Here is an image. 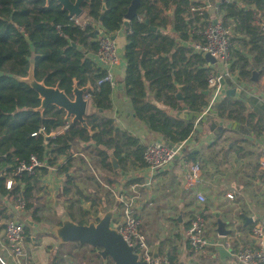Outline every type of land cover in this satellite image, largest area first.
<instances>
[{
	"label": "trees",
	"instance_id": "1",
	"mask_svg": "<svg viewBox=\"0 0 264 264\" xmlns=\"http://www.w3.org/2000/svg\"><path fill=\"white\" fill-rule=\"evenodd\" d=\"M133 1L90 0L89 4L82 5L88 21L82 27L55 0H0V221L13 219L7 206L8 199L12 198L16 204L24 200L26 213H30L34 223H41L43 208L37 204L38 184L48 168L54 167L64 176L62 197L69 204L64 209L68 217L80 225L98 222L108 209L102 206L103 197H99V192L87 193L77 182L80 178L77 174H85L82 172V168H86L85 160L69 156L79 153L78 147L93 149L95 155L88 156L90 163L118 176L109 177L108 183H119L124 176L121 172L129 165L146 168L144 144L131 132L115 126V120L109 116L113 109V88L108 84L96 85L103 76L95 61L98 38L117 34L124 27ZM104 3L106 11L101 22ZM206 6L201 0H140L137 14L126 29L123 47L126 73L122 87L131 115L165 143L197 142L204 120L198 122V130L194 129V124L211 102L209 79L216 70L195 50L196 45L205 42L204 30L213 19L212 12L200 10ZM218 7V16L226 26L232 27L229 76L253 87L256 84L254 72H264V29L256 23L257 16L264 17V0H222ZM100 24L101 34L98 27L94 28ZM31 69L36 80L48 87L59 86L67 95H71L75 84L79 88L91 87L93 111L87 116L90 130L67 121L65 112L55 106L39 111V95L23 82ZM242 91L238 98L223 95L213 105L210 113L213 123L218 118L243 124L251 130L255 140H260L264 137V102L255 98L246 100ZM35 133L37 135L33 136ZM49 134L54 137L46 141L45 135ZM31 156H36L44 166L37 168L33 177L25 174L14 177L18 163L28 161ZM111 156L117 160L121 172L113 171ZM63 159L65 162L61 163ZM180 159L199 162L203 168V156L188 147L175 161ZM253 171L264 183L259 163ZM11 177L17 183L8 190L6 182ZM82 203L90 204V209L83 210ZM78 205L81 207H76ZM173 209L178 213L168 221L176 229L182 225L187 230L194 212H189V221L180 223L178 217L183 209ZM198 209L206 223L214 221L211 224L216 232L217 224L210 213L213 207L205 203ZM230 212L223 210L226 217ZM255 212L243 206L237 214L241 223L230 219L228 228L234 229L227 238L233 251L246 248L251 242L255 223L244 226L243 217L253 216ZM76 215H80L79 220ZM30 227L25 223V241H31ZM240 232L247 235L243 245L235 237ZM64 246L88 250L87 264L93 263V256L98 261L96 251L88 245L69 243L60 248ZM183 247L191 248L176 230L161 242L159 254L173 264H180L179 251ZM213 252L217 254L219 250ZM73 253L69 251L64 256L57 253L51 264H77L78 257Z\"/></svg>",
	"mask_w": 264,
	"mask_h": 264
},
{
	"label": "crops",
	"instance_id": "2",
	"mask_svg": "<svg viewBox=\"0 0 264 264\" xmlns=\"http://www.w3.org/2000/svg\"><path fill=\"white\" fill-rule=\"evenodd\" d=\"M201 1H203L204 4L212 6V8H208L207 10L212 12V18H216L218 16V5L222 0ZM126 29L127 27L124 26L116 34L115 41L118 46L120 64L113 69L115 87L113 88V94L111 96L113 109L109 114L113 115L115 126L131 132L133 135L137 136L145 146L148 143L159 141L161 139L153 135L144 124L138 122L137 119L131 115L132 111L125 97L122 82L125 79L126 73V63L123 58V47L126 43ZM214 69L218 72L221 70V67L216 64L214 65ZM235 80V78L226 79L224 89L238 88L239 91L235 94L236 98L240 96L241 91L243 90L242 92L245 93L246 96L244 97L246 100L255 98L264 102V72H254V80L256 81V84L253 85V87L245 86ZM222 96L223 95H221V97ZM91 109L93 110V105H91ZM212 117L213 116L210 114L208 118L203 119L204 124L199 128V140L195 143L190 141L187 146L189 150L203 156V168L202 166L201 168L204 182L200 191L205 195L207 199L206 203H209V206L214 209L210 213L220 211L221 218L225 222L230 223V219H232V221L240 224L242 220L237 214L244 206L247 211L251 213L254 209L256 211L253 216L246 215L247 217L256 218L257 221L260 219L264 221V183H261L258 175L254 172L255 170L253 171V168L259 163L260 150L264 145V142H262L261 139L255 140L251 130L243 124L218 118L215 120V123H213ZM177 160H179V158L176 159V161ZM176 161H174L169 169L157 174L152 173L148 168L131 167V171L134 172L133 175L130 174V177L138 178L139 180L141 179V181H145L146 179L150 180L152 185L143 190L144 195L146 198L153 200V203L157 200V197L160 200L162 199L161 196L166 198V205L164 203L165 208L168 209L167 211L165 210L166 213L170 212V207L172 209L173 207L183 209V212L181 211L182 214L179 215L181 218L180 223H182L183 221H189V212L197 211L202 204L196 200L195 191L193 189L187 190L185 188L182 159H180L179 162ZM118 170L119 168L117 171ZM59 175V173H50L47 176L44 175L40 181V187L37 192V202L41 204L40 206H42V204L43 206H46L45 209L47 213L50 211L56 213L59 211L62 213L65 209V206H63L64 208H60V204L63 205L62 200L64 199L62 197V177ZM122 179H128V177L123 176ZM163 191H165V193L161 195ZM229 194H232V196L229 197ZM51 202H54V205L49 207L48 204ZM7 206L9 212L13 215V219L20 220L27 216L23 222L28 223L31 226V241L25 242V245H33L32 247H30L31 245L29 247L26 246V256L28 253L31 254V256L28 255L30 257L28 258V264H51L53 256L58 249H55V247L60 246L58 245L57 239L51 236L50 228L47 226L46 220L39 224L34 223L31 219L32 217L30 213H26V211L19 212L17 210V204L12 198L8 199ZM217 208H220L221 210H218ZM222 209H228L231 210V212L226 217V215L223 214ZM214 220L216 221L215 218ZM243 220H245L244 217ZM5 221L6 220L0 221V258L5 260L8 264H15L3 232ZM213 222L214 221L211 219L206 223V238L211 242L221 240L229 241L227 237L222 238L218 236L211 224ZM243 225L245 226V223ZM228 229L233 230L234 227H229ZM176 230L181 232L182 239L186 242V230L183 229L182 225L177 229L174 228L168 233V236L170 235L171 237ZM142 232L144 233L143 230ZM246 236L247 235L242 232L236 233L235 235L241 245L245 244ZM146 238L153 249L156 246L158 247V255H160V240L151 243L148 236H146ZM250 240L251 242H248L246 245L248 247H252L254 244L252 237ZM240 249L243 248L240 247L239 250ZM213 251L214 248L209 247L205 249V251L195 254L191 248L183 247L182 250L179 251L181 258L180 264H234L229 252V255L226 254L225 256H221L219 252L216 254ZM52 252L54 253L52 254Z\"/></svg>",
	"mask_w": 264,
	"mask_h": 264
},
{
	"label": "built area",
	"instance_id": "3",
	"mask_svg": "<svg viewBox=\"0 0 264 264\" xmlns=\"http://www.w3.org/2000/svg\"><path fill=\"white\" fill-rule=\"evenodd\" d=\"M208 8H212V6L207 5L205 8H200V10ZM73 19L82 27L88 24L86 18L83 20L81 18ZM256 23L264 29V17L257 16ZM58 29L60 30V27ZM204 37L205 42L196 45L195 50L202 55L210 54L216 58L221 70L216 71L209 79V89L212 91L211 102L196 120L194 124V129L196 130H198V122L210 116L213 105L223 95L222 91L224 90V86L221 82L229 78L232 79L228 73L230 53L232 50V27L226 26L221 17L217 16L206 26ZM95 61L97 67L103 73V76L98 79L96 85L102 86L108 84L114 88L115 80L113 69L120 64V57L117 43L110 35L104 34L98 38V51L95 54ZM36 135V133L33 134V136ZM189 142L185 140L178 144H169L159 140L148 143L145 145L143 153V161L146 168L156 174L169 169L176 160V157L180 158L182 156ZM80 155L79 153H72L69 157L77 158ZM43 166L44 163L42 161L36 156H31L28 161H20L18 163L13 176L20 177L25 174L28 177H33L36 169ZM182 166L184 168L185 188L195 191V198L200 204L206 203L207 199L203 192L200 191L204 182L200 163L182 159ZM48 169L53 171V173H57L56 168ZM259 169L264 172V145L260 150ZM137 179L133 177L128 178L127 180L129 182L127 186L123 183L113 185L115 186L116 194L113 195L115 209L113 210L111 227L118 229L119 234L126 244L134 247V251L139 254L140 260L145 262V264H173L164 255L154 256V249L150 246L146 236L142 232L141 215L139 213L142 209L152 206L153 202L149 201L151 199L146 198L143 191L147 187H150L151 181L146 179L141 182ZM16 183L13 177L9 178L6 182V189H12ZM228 196L231 197L232 194ZM16 208L19 212H24L26 208L25 201L22 199L19 200ZM253 219V223H255L251 235L254 240L253 246L240 249L236 252L233 251L232 245L228 240L211 242L206 238V220L199 209L194 212V218L191 220L190 227L185 231V238L195 254L212 247L217 250H227L234 264H264V221H257L256 218ZM3 232L15 264H28L29 261L26 259L25 252L24 225L17 219L6 220L4 222ZM0 264L8 263L0 258Z\"/></svg>",
	"mask_w": 264,
	"mask_h": 264
},
{
	"label": "water",
	"instance_id": "4",
	"mask_svg": "<svg viewBox=\"0 0 264 264\" xmlns=\"http://www.w3.org/2000/svg\"><path fill=\"white\" fill-rule=\"evenodd\" d=\"M51 1V0H50ZM62 7V10L67 12L71 18H80L84 14L82 8L83 4H89L90 0H55ZM140 0H134L127 15L125 16L124 26L128 27L129 23L136 16L137 6ZM106 11V5H103V13L101 16V22L104 19V14ZM146 24H149L146 21ZM99 28L100 34L102 33V25H96L94 28ZM153 30H156L153 28ZM112 39H116V34H110ZM205 60L210 65H216L218 63L217 59L210 54L204 55ZM23 82L27 84L31 89H33L41 100V106L39 111H44L49 106H55L65 112V119L71 123H79L85 129L90 130L87 124V116L89 113V107L92 105L91 98H89L91 87L87 86L84 88H79L76 84L71 95H67L62 91L59 86L48 87L44 82L36 80L34 76L33 69L29 71ZM222 85H225L223 80ZM239 89H224L222 91L223 95L235 96ZM180 97V94L178 95ZM46 141H49L54 134L45 135ZM264 142V137L261 138ZM179 157H176L178 159ZM111 161L113 165V170L118 169L117 160L111 156ZM212 216L216 219V232L219 237L225 238L232 234V230L228 229V223L221 218V212L215 211ZM113 217V211L108 210L100 218L98 222L89 221L85 225H80L72 221L68 216H64L61 219L60 225H55L50 229V234L57 239L58 245L62 246L69 243H79L80 245H88L94 249L97 255V259L101 261L100 264H145V262L140 260L139 254L134 251V247L126 244L118 229L111 227ZM245 226L252 224L254 219L252 217L244 216ZM179 221L181 218L179 217ZM1 226V224H0ZM154 256H158V247L154 248ZM221 256L229 255L227 250H219ZM98 260V261H99Z\"/></svg>",
	"mask_w": 264,
	"mask_h": 264
},
{
	"label": "rangeland",
	"instance_id": "5",
	"mask_svg": "<svg viewBox=\"0 0 264 264\" xmlns=\"http://www.w3.org/2000/svg\"><path fill=\"white\" fill-rule=\"evenodd\" d=\"M80 18L83 20V18H86V17L83 14ZM91 111H93V110L91 109V106H90L89 113H91ZM109 116L114 119L113 115H109ZM83 148H85V146L84 147L83 146L82 147H78L76 149V150H79V154H81L80 157H83V159L85 160L84 161L85 165H86V168H82V172L84 171L85 174L84 175L81 174V173L77 174L80 177L77 182L79 183L81 188L83 187L86 191H88L87 193H89L90 191H93V192L96 191L97 193L99 192V197L100 198L103 197L101 199L102 206H104L108 210H112L113 211L115 209L114 201H113V195L116 194L115 193V191H116L115 190V186H113V185L116 184L117 182L108 183L107 180L109 179V177L116 179V178H118V176L115 175L114 172L113 173H109L107 171L105 172L103 169H101V167L98 164L97 165L96 164L95 165L91 164L88 156H89V154L94 156L95 153H94L93 149H89V148L86 147V150H83ZM64 162H65V159H63V161H61V163H64ZM77 167L79 168V165ZM131 167L132 166L129 165V167L126 169L125 172H121L120 170L119 171L122 174L124 173V176L130 178V174L133 175V172H134V171H131ZM49 168H54V167H49ZM50 173L53 174V171L48 169V173L46 174V176L49 175ZM57 174H58V172H57ZM88 176L91 177V178L88 179ZM60 177H62L61 178V182H62L61 186L63 188L64 182H65L64 176L61 175ZM128 182L129 181L127 179L123 180L121 178L119 183H123L124 185L127 186ZM39 185H40V183L38 184V190H39V187H40ZM151 185H152V182H151ZM151 185H150V187H151ZM163 188H165V187H163ZM164 193H165V191H163L161 195H163ZM90 198H92V197H90ZM161 198L162 199L160 200L157 197V200L154 201L152 206L142 209L140 211V213H139L141 215V218H140L141 229L144 231V234L146 236H148V239L150 240L151 243L156 242V240H157V242L159 240H160V242H163V240H165V239L170 237V235L168 236V233H170L175 228L174 224L168 221V218L169 217H175V215L178 213V211H176L175 209H172L170 207V212L166 213V211L168 210L167 208H165V205H166V200L165 199L166 198H163V196H161ZM159 200H160V202H159ZM62 201H63L62 202L63 205L60 204V206H61L60 208L65 206V209H66L67 205H69V204H67V202H65L64 200H62ZM66 201H67V199H66ZM149 201H153V200H149ZM164 203H165V205H164ZM37 204L40 206V203L37 202ZM52 205H54V202H51V203L48 204L49 207H52ZM157 206H158V208H157ZM76 207H81V206L78 205ZM42 208H43V210H42V212L40 214L41 222L42 221L44 222V220H46V224H47V226L50 229L53 226H55L56 224H58L59 222H61L62 217L68 216L67 215L68 213H66L65 210L62 211V213L59 212V211H58V213L52 212V211L47 213L46 209H45L46 206H43V204H42ZM55 208H56V206H55ZM82 209L83 210L90 209V204L82 203ZM24 212H25V210H24ZM91 212H93V210H91ZM76 216H77V219L79 220L80 219V215H76ZM26 217L22 218L20 220L18 219V221H20L23 225H25L23 220L26 219ZM40 239H42V238H40ZM40 239H39V241H40ZM30 245H29L30 247L33 246L32 244H30ZM26 246H28V244L25 245V249H26ZM55 249H57V252H55V254L58 253V255H60V256H64L69 251L70 252L71 251L74 252L73 254L78 257V258H76L77 264H87L86 263V259L90 257V254H87L88 250H77L76 248H74L72 246H67V247L64 246V247H61V248L60 247H55ZM26 253H27V251H26ZM53 253L54 252H52V254ZM28 255L31 256L30 253H28ZM28 255L26 256V259L30 258ZM83 258H85V259L83 260ZM94 259L95 258L93 256V263H91V264H100L101 263V261L99 259H98L99 261H96ZM94 262H96V263H94Z\"/></svg>",
	"mask_w": 264,
	"mask_h": 264
}]
</instances>
